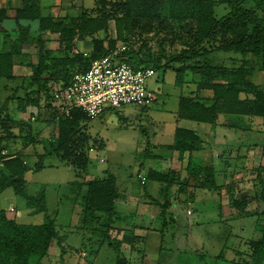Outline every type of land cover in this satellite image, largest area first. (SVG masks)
Listing matches in <instances>:
<instances>
[{"label":"rangeland","instance_id":"obj_1","mask_svg":"<svg viewBox=\"0 0 264 264\" xmlns=\"http://www.w3.org/2000/svg\"><path fill=\"white\" fill-rule=\"evenodd\" d=\"M215 1L218 4L215 15L220 18L228 13L227 1ZM251 4L248 1L246 6ZM88 5H92L91 1ZM144 27L148 29L145 31ZM193 27L188 21L175 23L162 16L159 24L145 23L137 31L129 32L128 47L141 49L142 55L152 57L158 53L163 55L166 49L175 54L192 41ZM97 36L105 40L114 38L113 22L109 21L107 35L100 32ZM216 55L227 68L254 65L252 57L226 52ZM24 72L29 76V69ZM22 74L9 86L14 87L4 90V97L22 83ZM198 81V75L187 73L183 84L176 86L173 71L158 70L147 80L148 89L156 94V100L150 105H127L108 110L97 118L81 121L74 130L76 138L81 134L88 137L87 170L77 171L81 177L84 175V183L88 179H104L108 174L117 179L119 196L115 212L121 219L113 222L115 229L110 231V236L123 244L119 252L124 264H251L250 243L262 238L254 229L256 218L237 217L240 206L230 203L227 191L234 193L233 201L245 202L246 210L257 207L255 196L262 188L256 178L259 175L264 179V119L221 114L214 125L177 120L180 96L202 101L211 98L209 92L197 90ZM254 82L264 87V72L256 71ZM18 92L22 93L21 90ZM11 111L12 119L6 122L8 126H14L20 120L13 107ZM49 117L50 112L45 111L30 125L29 134L22 129V135L17 137L18 129L11 131L16 141L10 152L24 156L29 166L25 174L27 193L35 195L43 191L46 195L42 202L31 201L29 213L45 204L47 215L55 220L64 244L75 253L71 256V264H87L92 260L94 264H115V252L105 245L100 248L98 257L90 256L88 252L96 238H91L81 225V202L85 191L73 200L74 193L68 184L73 180L80 182V177L77 175L76 178V170L61 162L54 152L58 140L56 126L48 123ZM177 126L200 133L202 150L192 153L190 164L201 170L213 168L214 183L210 189L202 184L206 173L198 176L200 181L188 173L187 155L181 172L176 173L177 153H173L170 183L157 185L146 180L145 175L155 162L141 160L139 153L147 142L163 146L172 144ZM2 136L7 134L0 129ZM51 138L53 141L49 142ZM185 180H188L187 186L179 184ZM5 190L0 195V208L12 205L18 212L24 211V199L15 195L11 188ZM162 206H165L164 210ZM32 213L26 220L19 221L29 224L45 221L43 212ZM11 215L16 219L12 212L10 218ZM49 255V259L42 260L41 264L61 263L56 245L50 246Z\"/></svg>","mask_w":264,"mask_h":264},{"label":"trees","instance_id":"obj_2","mask_svg":"<svg viewBox=\"0 0 264 264\" xmlns=\"http://www.w3.org/2000/svg\"><path fill=\"white\" fill-rule=\"evenodd\" d=\"M226 1L228 13L220 18L215 15L218 5L215 0H94L91 9H82L79 16L69 23L52 22L42 17L39 32H60L62 41L65 42V52L52 54L43 49L42 42L37 39L40 46L38 62L33 65L31 76L21 79L22 83L24 81L28 84L17 86L19 88H14L12 94L0 102V129L7 134L0 137V189L11 188L15 195L24 199L27 208L31 206L32 200L42 202L46 198L43 191L35 195L27 193V161L19 153L10 152L16 141L12 129H18L17 137L22 135V129L29 134L32 130L30 125L37 122L45 111L51 114L48 123L56 126L58 143L54 152L58 154V158L76 170V178L78 170H87L88 137L81 134L80 138H76L74 130L81 121L86 122L89 118L77 108L72 109L68 116L58 114L50 102L52 89L55 86L66 87L72 73L86 70L93 60L108 55L122 45H125L126 50L119 57L133 67H150L155 71L171 70L175 74L176 86L183 84L187 73L195 74L199 76L197 90L211 92L208 101L180 96L176 110L177 120L214 125L216 117L221 114L264 119V87L254 82L256 71L264 72V0ZM248 1L252 4L247 7ZM22 11L18 16H25L30 20L39 18L38 7L34 3ZM162 16L175 23L188 21L190 26H194L192 41L175 54L166 49L163 55L158 53L156 57L142 55L141 49L135 50L130 45L128 47L129 32L137 31L145 23L159 24ZM109 21L114 24L115 36L105 40L97 34L105 32L107 35ZM143 29L146 31L148 28ZM75 39L91 41L92 51L88 56L68 53ZM219 52L252 57L254 65L227 68L216 59ZM13 55L0 53V78L11 79ZM33 87L35 89L31 90ZM19 90L22 94H19ZM13 102L15 113H27L35 120H19L14 124L15 127L8 126L6 122L12 119L10 110ZM202 142L197 130L180 126L175 128L173 143L170 145L147 142L139 153L140 159L153 160L155 164L146 173V180L157 185L170 183L173 153H177L176 173L181 172L187 155L188 173L196 181L199 180V175L206 173L202 184L210 189L214 183L213 168L210 166L201 170L190 164L192 153L202 150ZM3 150L7 151L6 155H1ZM141 165L140 168H143ZM79 177L80 182L73 180L68 186L74 193L73 200L80 198V193L85 191L81 202V225L90 233L91 238H96L90 244V256L98 257L100 248L105 245L115 252V264H124L119 252L123 244L110 236V231L115 229L113 222L121 219L115 212L119 196L116 177L108 174L104 179H88L86 183L84 175ZM256 179L262 189L256 193L258 204L252 211L246 210L245 202L233 201L232 191H227V196L232 205L240 206L237 210L238 218H256L254 229L261 233L262 238L250 243V262L264 264V179L259 175ZM187 182L185 180L179 184L187 186ZM164 207L162 206L163 210ZM40 211L44 213L45 221L29 224L19 223L12 215L10 218L9 213L13 211L0 210V264H41L42 260L49 259L51 245H56L60 252V264H71V256L75 253L64 244V238L57 232L55 220L47 215L45 204L37 207L32 214ZM87 264H94V261Z\"/></svg>","mask_w":264,"mask_h":264},{"label":"crops","instance_id":"obj_3","mask_svg":"<svg viewBox=\"0 0 264 264\" xmlns=\"http://www.w3.org/2000/svg\"><path fill=\"white\" fill-rule=\"evenodd\" d=\"M88 1H91V6H87ZM33 3L38 7V19L30 20L28 17L18 16L19 12H23L22 10L29 8ZM93 6L94 0H0V53L14 54L11 79L0 78V102L5 101L12 94L14 88L9 91L6 97L3 96L5 89L8 90L14 87L9 86L18 80L17 76L21 75L22 72L24 73L22 74V78L26 79L31 76L32 67L38 62L40 46L37 44V39L39 42H42V48L50 51L52 54H62V52H65V42L62 41L60 32H39L41 18H48L52 22L63 21L64 23H69L79 16L82 9H91ZM27 12L29 14V10ZM91 51L92 43L90 40L75 39L72 41L68 53L70 55L82 53L88 56ZM28 69L31 74L29 72V76H26L24 71ZM21 84L25 86L28 82H20L18 86ZM207 92L211 95L210 91ZM19 94L22 93L19 92ZM14 105L13 102L11 106L13 109ZM16 115L20 120L25 122L27 113H16ZM5 191V189H0V195ZM10 197L12 198L11 195ZM10 208H13L12 213H14L19 223H22L19 220H26L29 214L32 213H29L27 207L24 211L18 212L12 205L1 207L0 210L9 211Z\"/></svg>","mask_w":264,"mask_h":264},{"label":"built area","instance_id":"obj_4","mask_svg":"<svg viewBox=\"0 0 264 264\" xmlns=\"http://www.w3.org/2000/svg\"><path fill=\"white\" fill-rule=\"evenodd\" d=\"M125 50V45L112 50L93 60L86 70L72 73L66 87L55 86L50 102L57 113L68 116L77 108L87 118L94 119L107 110L127 105L146 107L154 102L156 94L148 89L147 80L156 71L150 67L135 68L122 61L119 55ZM25 120L34 121L35 118L27 114ZM6 154V150L1 151V155Z\"/></svg>","mask_w":264,"mask_h":264}]
</instances>
